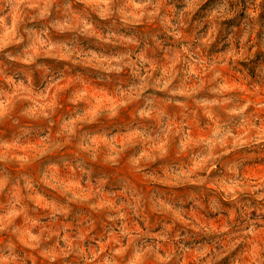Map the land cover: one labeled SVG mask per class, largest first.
Here are the masks:
<instances>
[{"label": "clouds", "instance_id": "clouds-1", "mask_svg": "<svg viewBox=\"0 0 264 264\" xmlns=\"http://www.w3.org/2000/svg\"><path fill=\"white\" fill-rule=\"evenodd\" d=\"M0 264H264V0H0Z\"/></svg>", "mask_w": 264, "mask_h": 264}]
</instances>
